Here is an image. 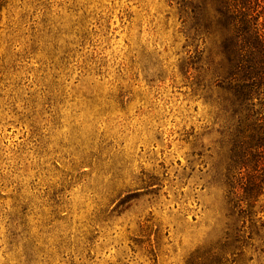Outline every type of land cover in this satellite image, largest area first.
Masks as SVG:
<instances>
[{"label":"rangeland","instance_id":"obj_1","mask_svg":"<svg viewBox=\"0 0 264 264\" xmlns=\"http://www.w3.org/2000/svg\"><path fill=\"white\" fill-rule=\"evenodd\" d=\"M178 1L2 7L0 264H202L223 239L221 128Z\"/></svg>","mask_w":264,"mask_h":264},{"label":"trees","instance_id":"obj_2","mask_svg":"<svg viewBox=\"0 0 264 264\" xmlns=\"http://www.w3.org/2000/svg\"><path fill=\"white\" fill-rule=\"evenodd\" d=\"M178 3L188 39L204 44L188 58L217 109L225 155V235L202 264H264V0Z\"/></svg>","mask_w":264,"mask_h":264}]
</instances>
